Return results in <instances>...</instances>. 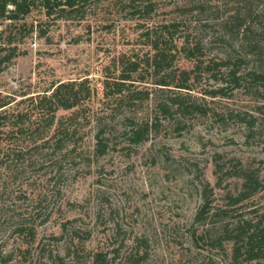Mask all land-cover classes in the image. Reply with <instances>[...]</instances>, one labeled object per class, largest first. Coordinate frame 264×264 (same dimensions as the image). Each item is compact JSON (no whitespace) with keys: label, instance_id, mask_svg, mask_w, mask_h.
Returning a JSON list of instances; mask_svg holds the SVG:
<instances>
[{"label":"rangeland","instance_id":"1","mask_svg":"<svg viewBox=\"0 0 264 264\" xmlns=\"http://www.w3.org/2000/svg\"><path fill=\"white\" fill-rule=\"evenodd\" d=\"M249 12L264 70V0H91L66 19L29 14L34 31L19 44L26 54L0 73V97L17 102L69 82L83 83L89 97L57 112L73 133L62 149L11 173L0 189V250L13 253L6 264H95V255L106 264H264V241L253 260L244 252L235 260L233 241L223 239L264 213V86L245 77L250 60L239 86L226 67L204 70L241 51L233 16L250 23ZM168 23L178 24L171 69L189 73L187 89L161 88L139 70L106 98L103 83L117 79L118 61L152 55V33ZM186 44L199 45L194 57ZM174 95L193 108L161 112L159 102ZM20 224L33 236L19 237Z\"/></svg>","mask_w":264,"mask_h":264},{"label":"trees","instance_id":"2","mask_svg":"<svg viewBox=\"0 0 264 264\" xmlns=\"http://www.w3.org/2000/svg\"><path fill=\"white\" fill-rule=\"evenodd\" d=\"M248 1L250 2V0ZM90 2L91 0H0V25L2 26L0 28V73L6 70L13 59L26 54L25 51H20L19 44H22L23 40L34 31V26L24 21L32 11L41 10L48 20L51 18L60 20L82 14ZM142 10L151 11L152 6L145 5ZM133 15H135L134 12ZM245 16L249 17L250 23L241 19L240 13H235L233 16L234 20L237 21V33L239 34L240 30L243 33L241 51H237L235 56H230L219 64L206 66L204 70L213 71L216 67H226L230 70L231 82L235 86H239L241 78L237 76V73H239L241 66L250 60L253 61V70L247 71L245 77L249 78L254 85L259 83L264 86L261 53L259 54L257 51V41L249 39V35L254 31L252 21H255L256 15L252 16L249 12ZM244 24L245 27L241 28ZM177 29V23H168L161 25L159 31L152 33L154 35L150 41L152 55L142 59L136 55L133 58L129 56L120 59L118 61L120 70L117 79L112 83L106 79L103 83L106 98L121 93L126 84L132 81L133 74L142 75L139 70L140 72L145 70L143 73H151V76L156 79L154 84L161 88H168L174 84L178 90L187 89L186 82L190 77L189 73L180 71L177 76L175 71L171 69V61L177 49L173 43L172 34ZM39 32L44 34L41 30ZM182 49L189 58L194 57L200 50L198 44L192 47L186 44ZM85 97H89L88 87L83 83L77 85L70 82L56 83L42 95L27 97L17 102H15V97H0V189L11 173L17 172L18 169L23 170L32 167L39 161L38 158L41 154L47 156L49 152L53 153L62 149L64 141L73 137V133L69 126L62 124L61 119L57 117V112L59 110L70 111L78 107L80 101ZM181 98L183 97L174 95L164 101L161 100L159 109L163 113H169L173 107L182 112L191 110L193 105L191 106ZM148 129L149 127L144 124L136 129L133 135L136 139H142L147 134ZM104 150L103 139L98 137L96 151L103 153ZM65 156L66 153L63 154L62 158L64 159ZM244 184L248 185L247 190L251 189L254 180L247 176L244 179ZM240 200L241 197H238L234 201L232 200V203L236 204ZM16 228L15 232L18 233L19 237L33 236L30 228L24 224H20V227ZM223 239L233 241L235 260L241 252L246 254L248 260H253L261 251L257 249L259 244L264 241V213L258 217L254 224L248 223L243 226L238 224L233 233L225 231ZM11 254L13 253L6 254L0 250V264H6L11 260ZM94 262L95 264H106L105 258L101 255H95Z\"/></svg>","mask_w":264,"mask_h":264}]
</instances>
